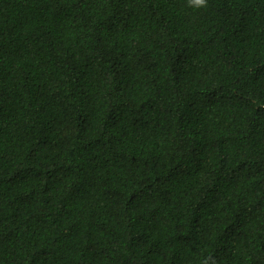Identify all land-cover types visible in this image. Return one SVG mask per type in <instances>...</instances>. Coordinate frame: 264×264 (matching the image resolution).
I'll return each instance as SVG.
<instances>
[{
    "label": "trees",
    "instance_id": "1",
    "mask_svg": "<svg viewBox=\"0 0 264 264\" xmlns=\"http://www.w3.org/2000/svg\"><path fill=\"white\" fill-rule=\"evenodd\" d=\"M264 264V0H0V264Z\"/></svg>",
    "mask_w": 264,
    "mask_h": 264
},
{
    "label": "clouds",
    "instance_id": "2",
    "mask_svg": "<svg viewBox=\"0 0 264 264\" xmlns=\"http://www.w3.org/2000/svg\"><path fill=\"white\" fill-rule=\"evenodd\" d=\"M189 5L194 6L196 8H205L207 7V0H189ZM202 264H216V260L214 257H206Z\"/></svg>",
    "mask_w": 264,
    "mask_h": 264
}]
</instances>
